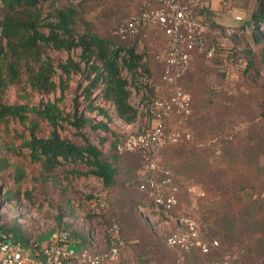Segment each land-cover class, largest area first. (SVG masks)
<instances>
[{"label":"rangeland","instance_id":"rangeland-1","mask_svg":"<svg viewBox=\"0 0 264 264\" xmlns=\"http://www.w3.org/2000/svg\"><path fill=\"white\" fill-rule=\"evenodd\" d=\"M259 1L264 2H204L202 16L209 23L206 40L215 47V54L211 59L201 57L191 62L179 81L191 96L190 112L175 113L166 122L167 131L184 132L189 138L163 147L156 158L157 169L170 168L180 187L179 204L174 213L185 215L189 207H194L205 225V236L219 242V250L208 255L194 251L189 264H211L215 260L220 264L229 260L230 264H237L241 249L246 250L242 257L244 264L254 262L247 252L257 237L251 233L253 230L234 234L232 242L224 241L214 235L206 213L213 204L225 206L231 217L242 208V199L254 195L264 199V26L257 31L250 26V16ZM69 6L79 12V31L90 30L105 39H112L116 24L134 8L131 0H49L42 4V9L45 13ZM254 34L260 36L258 41ZM164 46L165 37L160 32L151 30L145 36L140 34L136 52L144 55L147 65L148 73L143 76L154 84L150 89L142 85H138V90L130 87L122 110L96 99L97 89L92 90L90 100H86L85 75L72 74L63 94L58 89L46 95L28 94L17 86L0 89V99L6 105L39 106L55 102L64 114L78 110L85 118L104 123L110 132L88 127L78 132L66 123L58 132L61 139L79 146L87 141L103 155L116 153L119 157L117 184L109 188L97 178L73 174L72 171L85 174L88 168L82 164H63L52 176L50 173L44 178L39 164L28 162V150L20 148L23 141L30 139L31 132L37 138H46L51 126L31 115L24 122L14 120L0 124V216L3 223L17 225L27 239L42 245L60 230L80 233L91 228L101 237L100 247L105 229L114 220L126 248L121 258L111 264H178L179 252L176 254L164 244L172 223L147 214L155 225L153 233L146 228L137 210L143 197L130 180L140 169L143 172L145 163L142 166L138 151L120 152L111 147L152 126V119L145 115L144 108L164 84L158 59ZM78 54V50L47 51L54 64H63L67 58L77 60ZM54 80L58 83V75ZM92 99L94 111L87 108ZM191 164L193 168L189 167ZM15 167L26 173L19 182H15L13 175ZM10 195L13 200L9 201ZM255 213L254 219L264 222V207ZM238 235H242L239 240ZM258 263L264 264V256Z\"/></svg>","mask_w":264,"mask_h":264},{"label":"trees","instance_id":"trees-1","mask_svg":"<svg viewBox=\"0 0 264 264\" xmlns=\"http://www.w3.org/2000/svg\"><path fill=\"white\" fill-rule=\"evenodd\" d=\"M47 1L49 0H0V89L17 86L22 92L36 95L54 93L58 89L63 94L72 74L85 75L88 81L83 92L86 100H90L91 91L97 89L96 99L111 103L117 110H122L125 108V100L130 87L138 90L140 88L138 85L147 87V89L153 86L154 83L149 84L143 80V74L148 73V69L143 61L144 55L136 52L142 33L121 40L115 35H112V39H105L90 30L81 32L78 29L79 12L75 7L56 8L52 11L50 9L44 13L42 4ZM131 1L134 8L128 17L135 15L141 6L140 2ZM250 21V26L256 31L259 27L264 26V2H258L257 9L250 16ZM254 37L258 41L260 36L254 34ZM48 50L59 52L78 50L79 54L77 60L67 58L63 64H54L47 56ZM57 75L58 83L54 80ZM1 93L2 91H0ZM87 108L94 111L93 99ZM28 115L44 120L51 126V132L46 138H37L31 132L30 139L23 141L20 148L28 150V162L39 164L44 178L50 173L52 176L63 164H82L88 168L85 174L72 171L73 174L97 178L107 188L117 184L118 170L116 166L119 157L116 153L105 156L96 146L87 141L84 146H79L61 139L58 132L62 129L63 123L78 132L86 127L110 132L104 123H96L87 119L82 112L78 113V110L72 114H64L55 102L39 106L6 105L0 99V124H8L14 120L24 122L28 119ZM118 144L112 145V150H118ZM138 153L143 166L146 155L143 152ZM189 167L193 168V164ZM15 169L13 174L15 182H19L26 173L18 167ZM141 172L140 169L136 177L134 176L130 181L143 197L137 205L139 216L146 228L154 233L155 225L150 222L147 214L151 217L156 215L152 211L147 194L140 191L138 187V178ZM254 196L242 199L240 201L243 204L242 208L231 217L225 206L215 207L211 204L206 213V219L211 222L214 235L224 241L232 242L234 234H241L252 229L251 233L257 237L252 240L253 244L247 252L248 256L254 259L251 264H259L258 262L264 256V222L261 223L254 218L257 215L255 212L263 209L264 199L257 195ZM8 199L9 201L13 200V196L10 195ZM1 218L0 216V230L12 233L13 238L24 245L30 241L17 225H6ZM58 223L61 224L60 220ZM113 223L116 222L113 220L108 226ZM69 233L71 237L79 238L83 244H87L91 240V236L97 232L90 228L80 233ZM241 236H237L238 240ZM104 238L106 239L107 236L103 235L102 239ZM121 240L124 243L121 251L122 256L126 244L122 238ZM164 244L166 245L165 239ZM240 252L237 264H244L242 257L246 250L241 249ZM191 255L193 252L178 253L180 259L178 264H189L188 261L192 259Z\"/></svg>","mask_w":264,"mask_h":264},{"label":"built area","instance_id":"built-area-1","mask_svg":"<svg viewBox=\"0 0 264 264\" xmlns=\"http://www.w3.org/2000/svg\"><path fill=\"white\" fill-rule=\"evenodd\" d=\"M141 6L135 15L120 20L114 35L121 40L136 34L156 30L165 37V46L158 56L162 64V90L144 108L152 119V126L134 137L121 141L118 151L145 153V166L138 178L139 190L147 194L155 215L172 223L165 235L166 245L181 254L198 252L208 255L219 250V242L205 236V225L199 212L189 207L185 215L174 213L179 204L180 187L170 168L157 169L159 151L170 144L188 139L187 133L167 131L166 122L171 115L188 114L191 96L179 84L191 62L196 58L211 59L215 47L206 40L209 23L202 16L206 0H136ZM241 20V17H236ZM151 84L152 80L143 76ZM103 246L98 233L91 236L87 244L71 237L63 229L54 233L50 241L42 245L36 240L26 245L16 241L12 233L0 230V264H111L120 259L124 243L116 224L104 231ZM230 257V254H226ZM225 262L227 261L224 260ZM231 260L226 264H230ZM211 264H220L215 260Z\"/></svg>","mask_w":264,"mask_h":264}]
</instances>
